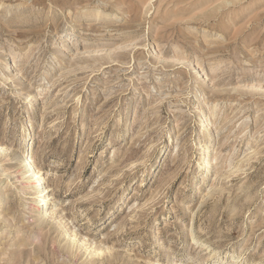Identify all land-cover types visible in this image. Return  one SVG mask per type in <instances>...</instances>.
Wrapping results in <instances>:
<instances>
[{
	"label": "rangeland",
	"instance_id": "obj_1",
	"mask_svg": "<svg viewBox=\"0 0 264 264\" xmlns=\"http://www.w3.org/2000/svg\"><path fill=\"white\" fill-rule=\"evenodd\" d=\"M0 145V264H264V0H0Z\"/></svg>",
	"mask_w": 264,
	"mask_h": 264
},
{
	"label": "bare ground",
	"instance_id": "obj_2",
	"mask_svg": "<svg viewBox=\"0 0 264 264\" xmlns=\"http://www.w3.org/2000/svg\"><path fill=\"white\" fill-rule=\"evenodd\" d=\"M208 110L209 111L211 110L210 107L208 108ZM205 113H206L205 111L201 112L200 115H202V116L199 119H200L201 126H203L205 128H208V126H210V122L207 119V115L208 114L206 115ZM31 137H32V135H29L24 140L26 142V149L23 151V156H22V159H21V163H22L21 165H23L24 169L26 170V173L24 172L25 173L24 174V178H22V179H25L28 182H26V183L24 182L25 184L23 185V187L22 188L20 187L18 189H20L21 191H23L24 189L29 188V191L27 193H24V194H26L29 197V200L31 199V203L30 202H28L29 204L26 203V208L29 209V210H32V211L35 210L36 208L39 209V212L38 213H39V216L41 217V218L39 217V219L44 220L46 217L51 216L50 215V212H49V202L53 199L52 198L53 196L51 195V189L48 186H46L47 185V177H46L45 173L42 170L39 169L40 168L38 166V163L39 162L33 156V154H34L33 153V147H32V145L30 143ZM206 143H207V145L204 146V148H203V157H204L203 158V165L204 166H206V164H209L207 160L208 159H211V156H210V153H211V145L210 144L211 143H209V142H206ZM6 152H7V150L5 149V147H3L2 145H0V156L5 155ZM33 181H35V183H31ZM38 181H39V183L36 185V183ZM0 194H3V193L0 192ZM2 205H3V203L0 202V216L2 214L4 215V213H5L2 210ZM53 213H52V210H51V214H53ZM3 215H2L3 218L1 220L5 221L4 220L5 219L4 218L5 216H3ZM42 220H40L41 223H42ZM75 235L76 234L74 233V236ZM76 238H78V237L76 236ZM234 262H235V260H234Z\"/></svg>",
	"mask_w": 264,
	"mask_h": 264
}]
</instances>
